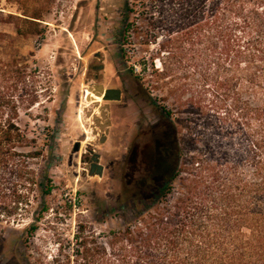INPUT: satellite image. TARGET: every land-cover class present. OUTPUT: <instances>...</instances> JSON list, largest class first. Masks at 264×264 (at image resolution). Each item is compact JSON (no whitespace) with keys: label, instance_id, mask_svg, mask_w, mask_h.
<instances>
[{"label":"trees","instance_id":"trees-1","mask_svg":"<svg viewBox=\"0 0 264 264\" xmlns=\"http://www.w3.org/2000/svg\"><path fill=\"white\" fill-rule=\"evenodd\" d=\"M55 1L4 0L14 13L0 0V25L12 28L0 30V218L12 223L30 194L53 190L33 166L44 148L18 121L41 102L38 69L20 42L42 37ZM122 16L133 37L154 34L158 80L201 74L202 119H184L185 149L174 131L154 132L155 173L132 195L121 193L139 195L147 209L102 243L79 225L74 262L264 264V0H125ZM36 230L33 223L26 231Z\"/></svg>","mask_w":264,"mask_h":264},{"label":"rangeland","instance_id":"rangeland-1","mask_svg":"<svg viewBox=\"0 0 264 264\" xmlns=\"http://www.w3.org/2000/svg\"><path fill=\"white\" fill-rule=\"evenodd\" d=\"M124 3L56 0L43 17L42 37L20 42L22 53L38 69L41 102L29 114L22 112L18 122L44 148L33 166L39 181L47 172L53 190L30 194L28 204L19 206L26 207L18 210L19 221L0 218V264H77L73 252L79 225L102 243L110 231L136 223L146 203L139 195L128 200L121 193L129 190L132 195L142 188L140 178L155 173L154 132L174 131L183 149L184 119L201 122L206 97L201 74L191 71L189 76L179 73L158 80L153 72L161 67L158 45L151 42L155 36L149 30L137 38L127 33ZM2 7L16 11L4 0ZM0 30L12 32L8 25H0ZM98 59L103 70L99 81L92 82L89 66ZM133 65L142 68L140 75ZM98 83L122 91L121 100L100 102L109 105L104 143L98 142L102 133L93 134L94 122L83 111L88 87ZM89 104L87 110L100 117L98 108ZM136 133L141 146L138 154L129 155V138ZM87 148L100 154L101 177L88 174ZM143 186L147 191L154 187ZM33 223L37 230L29 235L26 230Z\"/></svg>","mask_w":264,"mask_h":264},{"label":"water","instance_id":"water-1","mask_svg":"<svg viewBox=\"0 0 264 264\" xmlns=\"http://www.w3.org/2000/svg\"><path fill=\"white\" fill-rule=\"evenodd\" d=\"M91 93H93L95 96H100L101 101L103 102H111V101H119L122 97V91L119 88H105L103 84H93L91 87H88L87 89ZM85 100L87 102H91L96 108H98V111L100 113V117L97 115H94L93 111H88L86 107L83 108V111L86 113L87 117H90L94 124L92 125L93 128V134L94 135H102L100 136L98 142L104 143L107 139V133L110 126V117H109V105L107 103H104L103 105H100V102L95 101V99H91V97L85 95ZM87 153L90 156H86L85 160L89 161V164L87 165L88 174L90 176H99L101 177L103 174L104 167L99 162L100 161V154L96 153L93 149L87 148ZM82 161V160H81Z\"/></svg>","mask_w":264,"mask_h":264},{"label":"flooded vegetation","instance_id":"flooded-vegetation-1","mask_svg":"<svg viewBox=\"0 0 264 264\" xmlns=\"http://www.w3.org/2000/svg\"><path fill=\"white\" fill-rule=\"evenodd\" d=\"M90 72H91V78L90 80L92 82L95 81H99V78L101 76L103 67L100 65V61L99 59L97 61H94L90 66ZM120 78V77H119ZM129 145H128V151H129V155L131 154H138V150L140 149L141 146V141H140V135L138 133H136L135 135H133L131 138H129ZM143 149V146H142ZM89 163V161H87Z\"/></svg>","mask_w":264,"mask_h":264},{"label":"bare ground","instance_id":"bare-ground-1","mask_svg":"<svg viewBox=\"0 0 264 264\" xmlns=\"http://www.w3.org/2000/svg\"><path fill=\"white\" fill-rule=\"evenodd\" d=\"M87 96L91 97V99H95V101L97 102H101V97L100 96H95L93 93H91L90 91L88 92ZM92 102V101H91ZM91 102H85V106H89ZM97 112H94V115H96ZM90 137V136H89Z\"/></svg>","mask_w":264,"mask_h":264},{"label":"built area","instance_id":"built-area-1","mask_svg":"<svg viewBox=\"0 0 264 264\" xmlns=\"http://www.w3.org/2000/svg\"><path fill=\"white\" fill-rule=\"evenodd\" d=\"M133 71L135 74L137 75H140L141 74V71H142V68L138 65H133Z\"/></svg>","mask_w":264,"mask_h":264}]
</instances>
